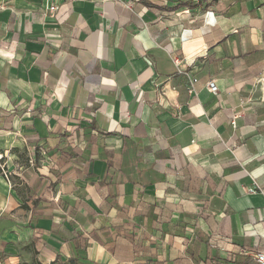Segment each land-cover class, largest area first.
Returning a JSON list of instances; mask_svg holds the SVG:
<instances>
[{
  "label": "crops",
  "instance_id": "obj_1",
  "mask_svg": "<svg viewBox=\"0 0 264 264\" xmlns=\"http://www.w3.org/2000/svg\"><path fill=\"white\" fill-rule=\"evenodd\" d=\"M54 1L0 0V264H255L264 0Z\"/></svg>",
  "mask_w": 264,
  "mask_h": 264
},
{
  "label": "built area",
  "instance_id": "obj_2",
  "mask_svg": "<svg viewBox=\"0 0 264 264\" xmlns=\"http://www.w3.org/2000/svg\"><path fill=\"white\" fill-rule=\"evenodd\" d=\"M116 3L120 4L123 8H125L128 11L131 12H136V7L139 5L141 0H114ZM46 3V7H45V12L49 13L50 16L54 17V15L58 12V5L55 3L54 0H45ZM1 8V7H0ZM185 14H188V11H184ZM203 23L205 26H209V27H214L217 24V20L214 16V14L212 13V11H206L203 14ZM191 38V31L188 29H182V32L180 34V41L183 43L185 41L190 40ZM173 62L176 66V68L178 70H180L179 68V62L178 59H173ZM186 64H189L190 62L185 60L184 61ZM197 80L194 78L189 79V84L190 87L192 88V85L194 83H196ZM206 89L209 93L211 94H216L218 89L217 86L214 82V80H208L205 83ZM234 125V124H233ZM3 155L0 154V159H2ZM29 164L31 166H34V160L32 158L29 159ZM5 163L3 165H0V169H1V175L3 177V179L5 180V182L8 184V186H11V174L6 170L5 167ZM259 189L255 186H253L252 188H250L248 190L249 193H256ZM261 191V190H259ZM247 254V253H244ZM251 257L254 261L255 264H264V250H262L261 252H255L251 254Z\"/></svg>",
  "mask_w": 264,
  "mask_h": 264
},
{
  "label": "trees",
  "instance_id": "obj_3",
  "mask_svg": "<svg viewBox=\"0 0 264 264\" xmlns=\"http://www.w3.org/2000/svg\"><path fill=\"white\" fill-rule=\"evenodd\" d=\"M212 1H217V0H212ZM182 6V4H179L178 5V7L177 8H179V7H181ZM177 8H175V9H177ZM50 150H48V152H49ZM5 163V159H4V157H2V159H0V165H3ZM0 174H1V169H0ZM33 210H34V208H33Z\"/></svg>",
  "mask_w": 264,
  "mask_h": 264
},
{
  "label": "rangeland",
  "instance_id": "obj_4",
  "mask_svg": "<svg viewBox=\"0 0 264 264\" xmlns=\"http://www.w3.org/2000/svg\"><path fill=\"white\" fill-rule=\"evenodd\" d=\"M12 181H13V182H15V180H14V179H13Z\"/></svg>",
  "mask_w": 264,
  "mask_h": 264
}]
</instances>
